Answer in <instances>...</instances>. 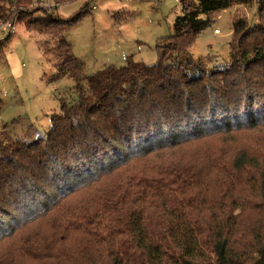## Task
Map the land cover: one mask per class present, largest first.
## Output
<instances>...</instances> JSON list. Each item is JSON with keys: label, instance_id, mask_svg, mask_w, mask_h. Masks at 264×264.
I'll use <instances>...</instances> for the list:
<instances>
[{"label": "trees", "instance_id": "16d2710c", "mask_svg": "<svg viewBox=\"0 0 264 264\" xmlns=\"http://www.w3.org/2000/svg\"><path fill=\"white\" fill-rule=\"evenodd\" d=\"M75 1L0 0V21L54 41L52 77L75 82L45 133L0 142V264H264V0H181L157 61L93 73L68 36L89 3L59 10ZM253 4L254 23L232 17L228 63L192 57L216 14Z\"/></svg>", "mask_w": 264, "mask_h": 264}, {"label": "rangeland", "instance_id": "374dc122", "mask_svg": "<svg viewBox=\"0 0 264 264\" xmlns=\"http://www.w3.org/2000/svg\"><path fill=\"white\" fill-rule=\"evenodd\" d=\"M46 1V2H43ZM40 6L51 8L53 0ZM89 3L90 13L68 32L74 53L86 64L89 73L106 64H124L133 55L137 60L153 63L158 59L157 42L174 32V21L182 13L181 0H76L62 5L60 13L71 16ZM31 11L33 8H24ZM127 10L128 19L117 23L112 11ZM125 11V12H127ZM256 7L234 6L216 14L190 47L191 55L208 68L224 66L230 60L233 15L246 16L254 23ZM35 16L41 15L34 12ZM218 15V16H217ZM264 21V17H263ZM17 23L4 55L0 57V142L7 138L33 140L51 126V115L60 111V99L74 94V80L67 74L52 76L59 70L53 49L54 41ZM43 42V47L40 42ZM44 48L47 53H44ZM220 140L215 138L211 143ZM211 146L206 140L182 147L183 152H203ZM170 157V156H169Z\"/></svg>", "mask_w": 264, "mask_h": 264}, {"label": "built area", "instance_id": "2783aa9c", "mask_svg": "<svg viewBox=\"0 0 264 264\" xmlns=\"http://www.w3.org/2000/svg\"><path fill=\"white\" fill-rule=\"evenodd\" d=\"M46 2V1H43ZM54 5V3H53ZM16 25L14 21H0V38L14 32Z\"/></svg>", "mask_w": 264, "mask_h": 264}]
</instances>
